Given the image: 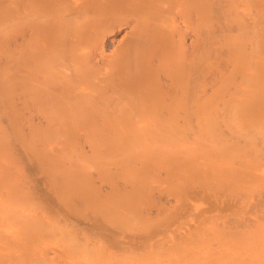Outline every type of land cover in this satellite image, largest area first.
I'll return each mask as SVG.
<instances>
[{
	"label": "rangeland",
	"instance_id": "obj_1",
	"mask_svg": "<svg viewBox=\"0 0 264 264\" xmlns=\"http://www.w3.org/2000/svg\"><path fill=\"white\" fill-rule=\"evenodd\" d=\"M22 1L0 0V264H264V70L245 108L242 94L223 90L233 65L215 66L196 106L164 113L163 125L150 107L48 110L38 98L54 87L34 69ZM262 10L264 0L261 65ZM127 31L120 22L105 37ZM106 43L99 63L117 56L118 42Z\"/></svg>",
	"mask_w": 264,
	"mask_h": 264
},
{
	"label": "bare ground",
	"instance_id": "obj_2",
	"mask_svg": "<svg viewBox=\"0 0 264 264\" xmlns=\"http://www.w3.org/2000/svg\"><path fill=\"white\" fill-rule=\"evenodd\" d=\"M79 1L71 4L72 0H23L24 13L17 16L21 29L33 30L32 34L29 32L33 37L28 42L30 46L32 42L31 47L39 52L34 69H44L46 79L40 80L43 79L48 87H54L48 91L49 94L39 95V104L46 109L95 108L109 112L124 105L133 113L135 109L150 107L154 112V122L163 125L164 113L192 110L200 92L205 95L213 79L220 76L214 67L225 70L229 63L235 71L228 74L229 86L224 85L223 90L227 88L226 94L228 92L229 95L242 94L245 108H250L257 101L259 77L264 75H260V70H264L260 68L264 65L260 62V0ZM120 22L128 27V31L119 39L115 35L106 38L107 30ZM2 26L1 22L0 28ZM185 35L190 38L187 40ZM107 41L118 42L113 48L117 56L113 60L110 58L108 63H99L96 61L98 52L103 51ZM106 69L111 71L109 75L103 74L107 73ZM36 78L35 83L33 77L28 78L33 80L31 84L29 82L31 87L32 84L35 87ZM44 83L37 81L39 91ZM90 91L95 95L89 96L85 102L66 98H82ZM58 95L64 96L63 99H50ZM94 226L99 227V236L110 244L114 242L115 233L100 228L99 224Z\"/></svg>",
	"mask_w": 264,
	"mask_h": 264
}]
</instances>
